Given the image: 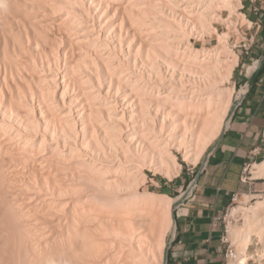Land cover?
Masks as SVG:
<instances>
[{
	"label": "bare ground",
	"instance_id": "bare-ground-1",
	"mask_svg": "<svg viewBox=\"0 0 264 264\" xmlns=\"http://www.w3.org/2000/svg\"><path fill=\"white\" fill-rule=\"evenodd\" d=\"M237 5L0 0V264L162 263L172 199L141 192L145 170L171 181L173 150L195 166L218 136L238 58L226 34L211 51L191 40ZM252 167L264 179V161ZM260 210L231 229L233 264L253 236L264 258Z\"/></svg>",
	"mask_w": 264,
	"mask_h": 264
},
{
	"label": "crops",
	"instance_id": "crops-1",
	"mask_svg": "<svg viewBox=\"0 0 264 264\" xmlns=\"http://www.w3.org/2000/svg\"><path fill=\"white\" fill-rule=\"evenodd\" d=\"M261 35L264 37V28ZM261 57L259 70L256 67L235 74L234 84L241 83L243 99L238 104L236 101L222 134L194 166L193 179L186 174L176 183L180 186L194 181L187 187L188 195L175 199L183 211L177 232L174 225L171 235L175 243L168 257L170 264H223V228L218 219L228 210L233 193L243 196L246 184L240 177L264 151V55ZM164 185L165 189L170 187Z\"/></svg>",
	"mask_w": 264,
	"mask_h": 264
},
{
	"label": "rangeland",
	"instance_id": "rangeland-1",
	"mask_svg": "<svg viewBox=\"0 0 264 264\" xmlns=\"http://www.w3.org/2000/svg\"><path fill=\"white\" fill-rule=\"evenodd\" d=\"M124 3L127 4L128 2L125 1ZM240 3L242 7L237 5L236 7L237 10L235 13H233L234 15H232L231 17L229 15L230 13L228 12V10H221V11L218 10L217 11V14L221 17V21L213 23V28L216 29V33L212 37L204 36L199 41L198 39L191 40V42L193 43L192 45L195 50L201 51V49L202 50L209 49V51H211L214 48H216L217 45L219 46L218 36L216 37V35L226 34L228 35V45H230L229 46L230 50L238 58V66L235 67L233 74H232V78L230 79V82L225 85L226 87L234 86L233 87L234 92L232 94L233 97L231 96L230 109L228 110L227 115L224 118V122L222 124V127L220 129L218 136L215 138V140H213L208 145V148L202 154L198 162H201L205 158V156L208 154L213 144L222 134L226 126L227 120L232 110L236 106L235 103L237 100H239L237 98L239 97L238 92L241 89L240 88L241 83L234 84L235 74L236 73L244 74L245 69L249 70L251 68H256L253 64V61L259 62V66L256 70H259L261 68V62H262L261 56L264 55V37L261 35L262 30L264 28V0H240ZM242 15H244L245 19L249 22L245 21ZM227 19L230 20L229 21L230 23L228 22ZM225 20L229 23L227 27H226L227 22ZM224 21L226 23H224ZM250 22L252 23L257 22L258 25L256 26L251 25ZM140 27L141 25L138 28L135 27L133 29H137V31L135 30L137 33L144 34L145 33L144 28L141 27L142 28L141 31L142 30L144 31V32L143 31L141 32L139 30ZM234 28H235V31H234ZM179 44H180L179 46H181L182 48L183 42H182V45L181 43ZM134 56H136L135 53H134ZM0 139L2 138L0 137ZM2 140H4V138ZM262 145L264 146V142ZM173 154L176 157L178 164L181 166L180 168L181 171L179 172V175L177 177H174L171 181H169L160 173H154L152 170H145V175L147 178H145L146 180L141 187V192L142 193L150 192L154 194L158 193V195H166L170 197L171 199H173L171 201V205H172L171 216H172V221H173V227L175 225V230H176L175 232H177L178 220H180L181 218L183 207H182V204H180L179 206V202L177 203L175 199L178 197H181L183 194L188 195L190 190L188 191L187 187L189 186L190 183L188 182L187 184H184V185L180 184V186H177L176 183L181 178H183L186 174L188 176H192V179H193L196 173V168H194L193 165L187 164L183 161L182 152H177L176 150H173ZM263 161H264V151H262V155L259 156V159L257 160L256 163L250 164L247 167V170L244 174V177L246 178V182H245L246 189L243 193V196H240V199L237 202V204L229 207L228 210L222 215L220 219L222 228L223 229L224 227L227 228V234L225 237L228 240V242L231 244L232 248L234 249L235 254H237L238 252L237 249L239 248L233 242V239L231 237V229L234 227H236V229H238L239 227L241 228L244 224L243 211L250 208L251 206H254L257 201L260 202L264 200V179H261V180L252 179L253 177L252 173L255 171V169L252 166L254 164H259ZM192 170H193V174L190 173ZM164 183L170 184V187H166L167 189H165ZM247 196L249 197L247 198ZM234 208H241V209H239L238 213L235 214V216L233 217V216H230V212ZM242 208H243V211H242ZM257 216L260 219H262L264 217V211L260 210ZM172 229L174 230V228ZM173 230H171V232L167 236L166 240L168 243H170V245L167 247V249H165L164 258L161 264H168V257L170 256L169 254L171 252V248L174 246V242H175V237L171 239ZM258 240L259 239L257 237H254V236L251 237L250 243L246 251L247 258H248V261L246 264H264V258L262 260L258 259V254H261L263 250L262 242ZM234 260L229 262V264H233Z\"/></svg>",
	"mask_w": 264,
	"mask_h": 264
},
{
	"label": "built area",
	"instance_id": "built-area-1",
	"mask_svg": "<svg viewBox=\"0 0 264 264\" xmlns=\"http://www.w3.org/2000/svg\"><path fill=\"white\" fill-rule=\"evenodd\" d=\"M250 24L251 25H255V26L258 25L257 22L256 23L250 22ZM238 93L240 95V98H239V101L237 102V104L243 99V96H244V92L241 89L239 90ZM246 170H247V167L245 168L242 176L240 177V181L243 182V183L246 182V178L244 177V174H245ZM190 173L193 174V170ZM193 183H194V181L191 182V184H193ZM239 199H240V194L233 193L231 195V198H230V205H229V207H231L233 205H236L237 202L239 201ZM220 219L221 218H219L218 220H220ZM226 234H227V228L224 227V229H223V236L221 238L222 245L224 246V251H223V264H229V262L233 261L235 259V256H236L234 249L232 248L231 244L228 242V240L225 237ZM168 264H170V263L168 262Z\"/></svg>",
	"mask_w": 264,
	"mask_h": 264
},
{
	"label": "trees",
	"instance_id": "trees-1",
	"mask_svg": "<svg viewBox=\"0 0 264 264\" xmlns=\"http://www.w3.org/2000/svg\"><path fill=\"white\" fill-rule=\"evenodd\" d=\"M164 194H166V193H164ZM175 243V242H174Z\"/></svg>",
	"mask_w": 264,
	"mask_h": 264
}]
</instances>
